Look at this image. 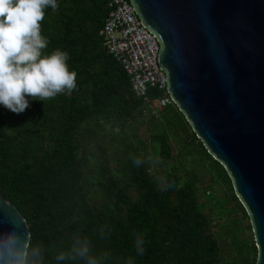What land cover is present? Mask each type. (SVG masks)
I'll return each instance as SVG.
<instances>
[{
  "label": "trees",
  "instance_id": "1",
  "mask_svg": "<svg viewBox=\"0 0 264 264\" xmlns=\"http://www.w3.org/2000/svg\"><path fill=\"white\" fill-rule=\"evenodd\" d=\"M58 4L43 25L47 52L69 54L76 89L30 99L21 114L0 105V196L34 241L47 246L79 230L113 264H257L251 219L225 166L176 104L153 113L150 101L165 93L137 97L103 46L109 0ZM134 233L145 240L142 256Z\"/></svg>",
  "mask_w": 264,
  "mask_h": 264
},
{
  "label": "water",
  "instance_id": "2",
  "mask_svg": "<svg viewBox=\"0 0 264 264\" xmlns=\"http://www.w3.org/2000/svg\"><path fill=\"white\" fill-rule=\"evenodd\" d=\"M167 88L247 210L264 264V0H130ZM29 225L0 196V228Z\"/></svg>",
  "mask_w": 264,
  "mask_h": 264
},
{
  "label": "clouds",
  "instance_id": "3",
  "mask_svg": "<svg viewBox=\"0 0 264 264\" xmlns=\"http://www.w3.org/2000/svg\"><path fill=\"white\" fill-rule=\"evenodd\" d=\"M58 8V0H0V105L13 113L28 109L30 99L47 102L77 87L69 54L60 48L47 52L50 40L43 25L47 10ZM9 223L8 229L0 228V264H113V254L94 248L92 239L79 230L46 246L35 242L24 224ZM133 235L136 255L142 256L145 240ZM124 264H134L133 258Z\"/></svg>",
  "mask_w": 264,
  "mask_h": 264
},
{
  "label": "built area",
  "instance_id": "4",
  "mask_svg": "<svg viewBox=\"0 0 264 264\" xmlns=\"http://www.w3.org/2000/svg\"><path fill=\"white\" fill-rule=\"evenodd\" d=\"M111 11L100 35L103 46L123 67L133 92L149 101L148 92H164L150 101L153 113L175 104L167 88L165 72L158 66L160 44L141 23L130 0H109Z\"/></svg>",
  "mask_w": 264,
  "mask_h": 264
},
{
  "label": "rangeland",
  "instance_id": "5",
  "mask_svg": "<svg viewBox=\"0 0 264 264\" xmlns=\"http://www.w3.org/2000/svg\"><path fill=\"white\" fill-rule=\"evenodd\" d=\"M225 189L224 188H222L219 184L216 186V189H214V192H215V196H216V198H218V199H220V200H222V199H224L225 198ZM252 225V224H251ZM224 230H225V228L222 230V232H221V235H223V233H224ZM250 233V232H249ZM250 235L254 238V240L256 241V238H255V234H254V231H253V227H252V231H251V233H250Z\"/></svg>",
  "mask_w": 264,
  "mask_h": 264
}]
</instances>
